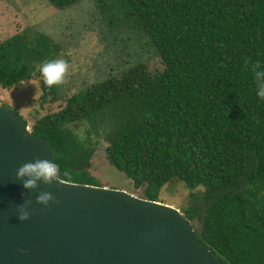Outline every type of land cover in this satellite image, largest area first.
I'll use <instances>...</instances> for the list:
<instances>
[{
    "label": "trees",
    "instance_id": "16d2710c",
    "mask_svg": "<svg viewBox=\"0 0 264 264\" xmlns=\"http://www.w3.org/2000/svg\"><path fill=\"white\" fill-rule=\"evenodd\" d=\"M84 1L48 0L56 8ZM91 1L108 36L138 43L137 32L145 35L141 45L153 48L162 69L152 75L131 67L102 80L128 85L115 86L122 96L87 113L92 93L73 94L60 116L30 131L50 149L59 179L103 187L85 170L91 141L71 128L86 122L88 135L108 143L110 165L142 188L144 199L158 202L160 190L176 180L205 188L181 213L222 264H264V99L252 72L257 61L264 68V0ZM51 50L36 32L0 43V86L36 79L39 66L54 60ZM106 52L120 59L121 52ZM41 85L42 96L57 99L55 87L43 79Z\"/></svg>",
    "mask_w": 264,
    "mask_h": 264
},
{
    "label": "water",
    "instance_id": "95a60500",
    "mask_svg": "<svg viewBox=\"0 0 264 264\" xmlns=\"http://www.w3.org/2000/svg\"><path fill=\"white\" fill-rule=\"evenodd\" d=\"M36 159L52 161L50 149L0 105V264H222L172 206L63 181L25 189L16 170ZM40 191L59 203L37 204ZM25 199L32 215L21 222Z\"/></svg>",
    "mask_w": 264,
    "mask_h": 264
},
{
    "label": "rangeland",
    "instance_id": "374dc122",
    "mask_svg": "<svg viewBox=\"0 0 264 264\" xmlns=\"http://www.w3.org/2000/svg\"><path fill=\"white\" fill-rule=\"evenodd\" d=\"M95 7L96 3L91 0L65 8H56L48 0H0V43L22 32L29 35L36 32L48 38V45L52 48L50 54L54 60L64 59L70 65L65 82L53 86L56 89L55 100L51 93L42 96L39 86H42L43 77L40 72L36 79L11 89H3L0 86V105L16 110V114L26 120L29 132L36 128L40 131L49 123L51 117L60 116L66 110V100L73 94L82 91L92 93L94 99L87 100L90 107L87 113L94 110L91 108L96 102L105 103L107 99L122 96L121 89L115 86L128 85L123 79L113 85L114 87L102 86V80L121 78L131 67L152 75L162 69L160 59L153 48L141 45L143 38L148 40L145 35L137 32L135 38L142 36L138 43L135 39L126 40L124 35L123 41L108 36L105 33L107 21L97 13ZM106 49L108 52L116 51V55L121 52L120 59H113ZM134 54L140 55L141 59L135 58ZM140 63L144 69L139 70ZM79 107L80 105L77 108ZM71 128L81 141L90 140L92 143L93 154L85 170L98 185L125 191L144 199L142 188L135 189L124 173L110 165L105 151L108 143L95 137L93 133L88 135V123L75 124ZM204 189L200 187L190 190L180 181H172L160 190L158 202L172 206L181 213L182 209L191 207L194 202L192 195L202 193Z\"/></svg>",
    "mask_w": 264,
    "mask_h": 264
},
{
    "label": "clouds",
    "instance_id": "9594fccd",
    "mask_svg": "<svg viewBox=\"0 0 264 264\" xmlns=\"http://www.w3.org/2000/svg\"><path fill=\"white\" fill-rule=\"evenodd\" d=\"M245 63L247 65L248 61L246 60ZM38 70L43 77L44 83L47 86L52 87L65 82V78L70 70V65L64 59H55L51 61H45L39 66ZM252 72L254 74L257 95L261 99H264V68H262L261 64L257 61L252 65ZM8 109L12 108L10 107ZM65 175H67V173H65ZM59 176L60 169L58 165L55 162L49 161L47 159H36L35 161L22 163L16 170V179L21 181L23 183V187L29 191L37 190L41 182L48 186H51L53 182L60 184L62 182L59 179ZM36 203L47 208L50 204H58L59 201L56 200L52 193L40 191L36 196ZM31 204L32 201L30 199H25V202L22 205H17L16 210L18 213V219L21 222L28 221L31 218L32 213L29 211Z\"/></svg>",
    "mask_w": 264,
    "mask_h": 264
}]
</instances>
